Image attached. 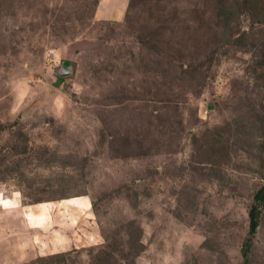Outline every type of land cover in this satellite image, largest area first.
Wrapping results in <instances>:
<instances>
[{"label": "rangeland", "instance_id": "1", "mask_svg": "<svg viewBox=\"0 0 264 264\" xmlns=\"http://www.w3.org/2000/svg\"><path fill=\"white\" fill-rule=\"evenodd\" d=\"M245 3L0 0V264H264Z\"/></svg>", "mask_w": 264, "mask_h": 264}, {"label": "trees", "instance_id": "2", "mask_svg": "<svg viewBox=\"0 0 264 264\" xmlns=\"http://www.w3.org/2000/svg\"><path fill=\"white\" fill-rule=\"evenodd\" d=\"M248 14L253 15L254 22L264 24V0H246ZM250 5V6H249ZM264 210V186H262L254 196V201L250 209V233L254 237L260 226V218ZM252 238L249 240L251 241ZM249 252V243L244 247V255L247 257Z\"/></svg>", "mask_w": 264, "mask_h": 264}, {"label": "crops", "instance_id": "3", "mask_svg": "<svg viewBox=\"0 0 264 264\" xmlns=\"http://www.w3.org/2000/svg\"><path fill=\"white\" fill-rule=\"evenodd\" d=\"M5 197V196H4ZM9 200H12V199H9ZM9 200H6L5 198H1L0 199V202H2L1 204V206H3V208H5V209H2L1 211H0V216H2V215H4L6 212H8V209L9 210H12L13 212H15V211H18V212H22L21 211V209L23 210L24 208L23 207H20V206H16V207H14V206H12V205H10V203H9ZM86 200V199H85ZM82 201V199H80V201H78V204H86V201ZM19 203V202H18ZM17 203V204H18ZM76 203H77V201H76ZM31 216H32V218H27V220H28V223L30 224V225H34V226H42L43 224L45 225V223H46V218H43V219H41L40 220V218L39 217H41V215H37V214H35L34 213V215L33 214H31ZM44 216L46 217L47 216V214L45 215L44 214ZM1 219H2V221L0 222V223H5V222H8V219L7 218H9L8 216H3V217H0ZM5 218H6V220H5ZM3 220H5V222L3 221ZM42 224V225H41Z\"/></svg>", "mask_w": 264, "mask_h": 264}, {"label": "water", "instance_id": "4", "mask_svg": "<svg viewBox=\"0 0 264 264\" xmlns=\"http://www.w3.org/2000/svg\"><path fill=\"white\" fill-rule=\"evenodd\" d=\"M66 72H67L66 70H65V71L63 70V71L61 72V74H65Z\"/></svg>", "mask_w": 264, "mask_h": 264}]
</instances>
